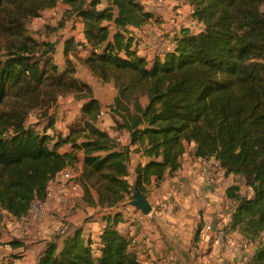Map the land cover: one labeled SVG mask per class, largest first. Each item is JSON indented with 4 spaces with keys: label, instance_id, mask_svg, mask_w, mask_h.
I'll list each match as a JSON object with an SVG mask.
<instances>
[{
    "label": "trees",
    "instance_id": "trees-1",
    "mask_svg": "<svg viewBox=\"0 0 264 264\" xmlns=\"http://www.w3.org/2000/svg\"><path fill=\"white\" fill-rule=\"evenodd\" d=\"M175 1L193 7L196 27L182 28L174 48L149 61L131 31L157 19L142 0H0V215L23 219L33 201L45 203L50 182L77 164L79 152L85 201L114 210L95 237L80 227L61 244L47 242L38 264H142L118 228L127 196L136 200L128 180L131 147L140 145L148 158L136 170L147 196L145 185L178 171L192 143L196 157L214 160L251 189L252 196L241 185L227 189L234 204L227 231L239 230L255 247L250 264H264V0ZM59 2L85 37L66 38L64 69L54 46L32 29ZM81 45L90 50V70L117 90L112 127L128 133L127 146L98 127L102 104L68 60ZM71 95L83 101V119L52 146L53 113ZM65 146L70 150L62 153Z\"/></svg>",
    "mask_w": 264,
    "mask_h": 264
},
{
    "label": "crops",
    "instance_id": "crops-1",
    "mask_svg": "<svg viewBox=\"0 0 264 264\" xmlns=\"http://www.w3.org/2000/svg\"><path fill=\"white\" fill-rule=\"evenodd\" d=\"M142 2L152 12L160 10L165 4V0H142ZM176 3L182 5L179 8L182 17L176 23L170 22L167 17L164 19V16V24H160L158 19H153L141 26H132L131 30L136 33V39L140 43H148L164 37L174 43V36H178L181 29L185 28L181 20L185 21L188 17H192L189 11L193 9L185 1H176ZM61 8L66 9L68 6L59 2L54 9L47 11L42 18L35 20L32 27L41 25L45 21V17L55 15ZM77 26H79L77 33L72 32L68 36H74L78 43H84L82 25L78 24ZM193 26L190 28L196 27ZM65 43L66 41L64 42L63 55ZM78 54H69V56H75H72L70 60L75 64L77 77L92 87L95 81L91 84L87 80L89 79L88 74L92 73L95 77L97 76L86 64L90 50L85 45H81L78 46ZM77 56L82 58L81 62ZM101 81L110 94H115L107 106L109 107L114 102L117 90L111 84ZM112 89L113 91H111ZM94 93L97 95L96 92ZM97 98L100 100V97ZM105 108L103 106V109ZM66 135L67 131H65ZM129 144L130 141L127 145ZM188 147V152L181 158V167L178 171L167 173L159 182L153 180L151 185H145L147 197L153 206L152 213L145 215L141 210L133 207L132 203L129 207H122L120 211L123 217L119 222V230L132 239V245L138 252L142 264H250L255 247L248 244L239 230L227 231L232 222L234 204L227 199L226 191L231 186L240 185L239 178L234 175H225L220 168L215 184L209 186V183H206L201 177L200 170L205 161H215L196 157L197 146L195 143ZM60 151L62 152V149ZM147 161L148 158L141 152L140 145L131 147L128 180L132 186H136L138 166L145 165ZM82 162L77 164L80 171L83 168ZM174 192L183 205L185 211L183 218L179 217L170 206ZM79 197L80 191L72 189L71 185H55L52 188L51 198H48L46 202V207L51 209L59 206L63 200L68 201L71 205L63 209L62 215L71 214L74 213L72 208L74 202ZM159 203L160 205H158ZM104 226L105 222L103 221L96 235L102 232ZM207 226H211L213 230L209 231ZM221 231L226 235L223 242L219 241ZM52 239L50 241H57L59 244L62 242L59 237ZM43 249L41 248L40 252Z\"/></svg>",
    "mask_w": 264,
    "mask_h": 264
},
{
    "label": "rangeland",
    "instance_id": "rangeland-1",
    "mask_svg": "<svg viewBox=\"0 0 264 264\" xmlns=\"http://www.w3.org/2000/svg\"><path fill=\"white\" fill-rule=\"evenodd\" d=\"M181 7L182 5L180 6L177 4L175 0H165V4L162 5L160 10H153V12L159 23L164 24V19L171 14H174L176 18L180 19L182 17V12L179 11V8ZM65 10L66 9L61 8L55 15L52 14L45 17V21L42 22L41 25L35 28L34 26L32 27L38 39L54 46V58L61 69H64L67 63V58L63 55L64 42L69 34L72 32L77 33L79 29V26H77L78 23H73L71 20L65 18ZM131 31L135 36L136 33L133 30ZM144 44L145 43H140V45ZM72 56H69L68 60H70ZM77 59L81 62L82 58L77 56ZM88 77L89 79L87 80H89L91 84L95 81V84H93L94 87L92 86L94 92L97 93V95H95L96 97H100L102 107L105 106L107 108L115 94H110L103 82L92 73H89ZM82 103L83 101L74 95L69 96L68 99L60 104L57 103V112L53 113V118L56 119L57 125L48 132L51 136L52 146H54L60 138H65V131H67L66 136L70 134L71 126L81 124L83 119ZM31 120H34V118H31ZM107 131L111 134L113 133V138L121 147L127 146L130 141L129 135L125 131L114 133L113 127ZM82 138H80L79 141H82ZM67 150H70V146L62 148V152ZM83 155L82 152H79V161L77 163L83 161ZM74 181L76 182L75 185H78V191H80V197L75 200L72 207L74 213L62 215L64 212L63 209L71 205L68 201L64 200L59 206L45 209L44 213L38 214L36 217H30L29 211L27 214L28 216L26 215L23 219H17L7 211L1 213L0 234H2V236L0 240V264H38V258L41 253L40 249L44 248L47 242L53 240V237L62 239L75 228L82 227L86 231V235H89L88 233L91 232L93 237L96 236L99 232L100 225L104 221L105 215L114 210L106 205L87 203L84 199V189L79 182V178ZM238 183L243 187L242 189L247 196H252L251 189L245 186L244 181L239 178ZM93 195L95 196L94 193ZM38 201L40 200H35L33 202ZM131 201V195H128L122 207L131 206ZM63 232L64 234H62ZM11 242H15L18 246L11 245Z\"/></svg>",
    "mask_w": 264,
    "mask_h": 264
},
{
    "label": "built area",
    "instance_id": "built-area-1",
    "mask_svg": "<svg viewBox=\"0 0 264 264\" xmlns=\"http://www.w3.org/2000/svg\"><path fill=\"white\" fill-rule=\"evenodd\" d=\"M189 12L192 15L193 9H191ZM167 19L172 23H176L178 20V18H176L174 14H171L170 16H168ZM183 20L181 21H182L183 26H185V28H190L193 25H195V22L193 21L192 17L190 18L188 17V19L185 21ZM173 48H174V43H172L167 38L160 37V38L152 40L151 42L145 43L144 45H139L138 53L143 58H146L149 61H152L156 57L165 55L166 53L171 51ZM111 91H113V89ZM66 99L67 97H61L60 100L58 101V104L64 102ZM112 124H113V113L111 111V106H109L105 109H102L101 114L99 116V120H98V127L101 130L107 131L108 129L112 127ZM77 164L73 167L67 168L55 180L50 182L49 189H48L49 199L52 196V188L55 185L70 184L72 189L78 190L77 189L78 185H75L76 182L74 180L80 177L81 171L79 170ZM219 173H220V166L217 162L205 161L201 166L200 175L206 183H209V186H213L215 184L216 177ZM46 202L45 203H42L39 201L34 202L31 205V208L29 210V216L36 217L38 214L44 213L45 209H47ZM158 205H160V203ZM170 206L174 209L175 213L179 217L183 218L185 216L183 205L180 199L178 198V196L175 194V192H174V196L170 200ZM207 229L209 231L213 230L211 226H207ZM62 234H64V232ZM225 237H226L225 233L221 231L219 233V241L223 242Z\"/></svg>",
    "mask_w": 264,
    "mask_h": 264
},
{
    "label": "water",
    "instance_id": "water-1",
    "mask_svg": "<svg viewBox=\"0 0 264 264\" xmlns=\"http://www.w3.org/2000/svg\"><path fill=\"white\" fill-rule=\"evenodd\" d=\"M136 190V200L132 201V206L138 210H141L145 215H149L153 211V206L151 205L149 199L144 195L138 185L135 186Z\"/></svg>",
    "mask_w": 264,
    "mask_h": 264
}]
</instances>
